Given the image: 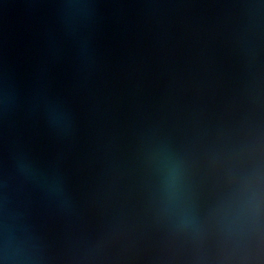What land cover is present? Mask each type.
<instances>
[{"label":"water","instance_id":"1","mask_svg":"<svg viewBox=\"0 0 264 264\" xmlns=\"http://www.w3.org/2000/svg\"><path fill=\"white\" fill-rule=\"evenodd\" d=\"M0 264H264V0H0Z\"/></svg>","mask_w":264,"mask_h":264}]
</instances>
